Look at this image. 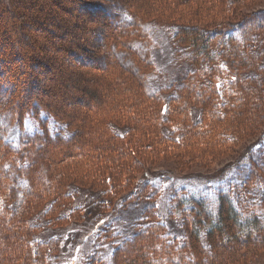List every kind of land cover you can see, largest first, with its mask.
Wrapping results in <instances>:
<instances>
[{
	"label": "trees",
	"instance_id": "obj_1",
	"mask_svg": "<svg viewBox=\"0 0 264 264\" xmlns=\"http://www.w3.org/2000/svg\"><path fill=\"white\" fill-rule=\"evenodd\" d=\"M263 1L117 0L111 6L106 4L110 24L105 25L112 31L102 43L105 53H95L85 65V52L71 49L78 62H68L70 71L76 73L84 68L95 74L98 70L103 97L95 88L80 90L87 108L78 119H70L65 110L59 108V116L58 109L40 98L28 102L18 97L30 83V79L22 83L20 74H27L31 65L22 55L18 70L13 69V55L18 52L21 56L22 47L27 53L33 46L25 38L30 39L33 25L42 24L43 17L32 16L29 6L19 8L20 0H0L2 6L17 8L2 9L16 40L6 38L4 43L0 39V264H51L50 255L59 250L58 240L37 239L44 226L32 219L44 214L47 226L53 228L82 220L79 209L65 214L73 203L71 185L88 186L114 204L116 199L110 197L125 191L123 181H131L132 172L146 156L175 151L180 158L191 155L183 160L193 161L200 151L198 156L210 160L227 152L235 141L236 136L227 137L226 131L238 137L257 129L264 121V10L257 19L245 15L226 21L222 14L228 5L238 9ZM73 3L78 7L77 1ZM23 15L26 21L18 17ZM187 21H207L214 26L185 24ZM149 22L172 34L181 63L189 66L180 80L168 86L155 87L153 82L156 72L150 59ZM97 32H102L101 25ZM50 42L45 49L57 47ZM52 65H46L45 71L54 74ZM99 77L96 74L97 80ZM65 86L63 83L60 89ZM12 90H19L16 98L11 96ZM76 123L91 135V143L83 148L70 141L74 136L70 128ZM16 126L20 131L13 138L10 134ZM136 152L140 161L134 159ZM145 182L123 196L140 195L137 203L145 207L143 218L147 216V220L138 223L140 232L114 248L112 264H237L264 250V204L240 207L224 191L215 200L194 194L175 197L170 215L183 219L184 236L179 239L156 211L157 190ZM257 184L264 186V165L255 161L241 187ZM207 200L213 209L207 207Z\"/></svg>",
	"mask_w": 264,
	"mask_h": 264
},
{
	"label": "rangeland",
	"instance_id": "obj_2",
	"mask_svg": "<svg viewBox=\"0 0 264 264\" xmlns=\"http://www.w3.org/2000/svg\"><path fill=\"white\" fill-rule=\"evenodd\" d=\"M27 1L29 5L25 4L24 0H20L23 5L20 3L19 8H23L22 10H24L25 7L29 6L28 12L32 16L38 15L43 17V23L46 24H34L32 27L34 33L30 35V39L25 38L33 46L29 47L26 50L27 53H25L22 44H20L22 47L21 56L18 52H15V55H13V69L18 70L20 65L19 57H22V55L31 66L27 74H20L22 83H26V80L30 79L29 85L25 86L27 89L24 95L18 92L20 87L23 86L21 84L18 87V91L12 90L11 96L13 95L16 98L18 93H20L18 97L24 98L28 102L40 98L39 100H44L43 102L47 101L51 106H54L51 108L58 109L55 112L57 111L59 116H62L61 111L65 110L70 119H78L88 105L87 102L83 101L85 97L83 98L80 90L88 89L94 91L96 89L97 91L94 92H99L102 96L104 93L102 91L103 82L100 81L99 76L101 73H98V70H96L97 77H99L98 80L95 78L96 74L91 68H84L81 71L77 70L79 73H76V70L70 71L71 68L68 62L78 61L77 59L73 60L75 58H72L69 50L77 49L79 52L82 51L80 53L85 52L88 56H83V60H85L83 62H87L85 65L90 60H93H89V57L93 58L95 53L96 55H103L105 53L102 43L106 36L110 35V31H112V29L110 31L108 29L110 28L108 27L110 24V14L107 5L111 6L117 0ZM73 1L78 2L79 8L74 6L75 3ZM127 1L133 2L136 0ZM9 6L6 7V5L2 6L0 4V39L4 43L6 38L16 40L13 31L9 28V20L6 17L5 11L2 10L3 8H9L8 10L14 9L16 11L17 8L11 4ZM263 10L264 1L254 4L250 3L238 9L237 7L228 5V7H225L222 19L226 21L240 20L245 15L257 19L259 14H262L260 11ZM18 17L22 21H26L25 15ZM39 20L37 19L36 21ZM261 21H263L262 18ZM188 22H190L189 24L204 26L205 28L214 26L213 23L207 21H187L185 24ZM30 23H34V21ZM121 23L123 21L119 22V24ZM105 24H108V26ZM99 25L102 26L101 33L97 32ZM147 26L150 40V59L155 62L156 74L153 82L156 85L155 87L168 86L176 80H180L183 69L188 70L189 66L186 63H181L182 60L180 61V55L177 52L179 49L177 48L176 40H172V34L170 35V32L166 28L153 22H149ZM47 37L55 45L58 44V48L50 45V50L45 49L46 45H48L47 42H49ZM6 47L10 49L9 45ZM138 49H140V46ZM10 50H12V47ZM50 54H54L52 58H49ZM48 64L54 65V74L45 71V67ZM85 65L82 66L85 67ZM87 67L93 66L88 65ZM0 77L1 81L3 76L0 74ZM63 83L66 84L64 90L60 89ZM40 92L44 95L38 97ZM103 99L105 100V97ZM195 116L197 120L200 118L198 110L195 112ZM31 122L37 126L34 121ZM57 127V130H59L60 126L56 125L55 128ZM121 129L119 130L125 133L124 129ZM70 130L74 132V136L71 137L70 141L76 142L78 145L81 143V148L85 147L89 142L91 143V135L87 132L86 127L76 123ZM19 131L20 128L16 126L10 134L11 137L17 138ZM226 132L225 136L227 137H231L230 135L236 136H233L235 141L229 144L230 149L227 152L217 155L210 160L206 159V156H198L200 151H196L193 161L183 160L184 158L189 159L191 155H185L184 158H180L176 156L178 152L173 154L175 151L169 155L146 156L142 160L140 159L141 155L139 152L134 153V159L137 161L141 160L142 164L132 172L131 181L128 179L125 182L123 181L125 184L124 190L127 192L138 184H142L145 181H147L145 183L150 182L153 185L149 186L150 189L157 190L159 194L155 202L156 211L160 215L161 220L168 226L169 231L178 236L179 239L184 236L183 219L170 215L171 203L175 197L185 199L194 194L207 196L215 200L217 193L224 191L230 193L240 207H256L258 204H264L263 185L257 184L251 188L241 187L244 178L248 174V169L255 161H258L260 165H264V121L257 126V129L245 135L241 134L237 137L231 131ZM43 153L48 156L46 150ZM125 191L123 193L121 191L117 192V195L110 197L116 199V202L111 204L113 200L109 203L100 193L94 192L88 186L73 184L69 187V192L73 195V203L65 211V214L69 216L72 212H76L75 210L79 209V216H82V220L72 223L66 222L65 225L53 228L47 226L44 214L34 216L32 222L44 226L43 230L38 233L37 239L49 240L57 238L58 240L59 250L56 254L50 255L51 264H112L111 255L114 248L123 239L125 240L127 237L132 238L137 232H140L141 226L138 223L142 219L147 220V216L143 218L145 207L137 203L141 196L125 197L123 196ZM144 204L146 206V203ZM206 204L209 209L212 208V202L207 200ZM237 211L239 212V210ZM108 229L111 230V233L108 232ZM114 233L116 234L115 238L113 237ZM257 243H259V240H257ZM124 252L122 251V253ZM258 253L260 256L255 258L252 255L247 260L244 259L237 264H264V250L259 249Z\"/></svg>",
	"mask_w": 264,
	"mask_h": 264
},
{
	"label": "bare ground",
	"instance_id": "obj_3",
	"mask_svg": "<svg viewBox=\"0 0 264 264\" xmlns=\"http://www.w3.org/2000/svg\"><path fill=\"white\" fill-rule=\"evenodd\" d=\"M69 84V83H68ZM79 89V88H78ZM44 95V94H43ZM63 101V100H62Z\"/></svg>",
	"mask_w": 264,
	"mask_h": 264
}]
</instances>
